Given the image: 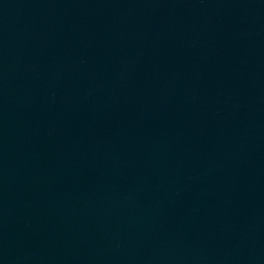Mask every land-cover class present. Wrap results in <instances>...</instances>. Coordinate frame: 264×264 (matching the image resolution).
I'll return each instance as SVG.
<instances>
[{
    "label": "water",
    "instance_id": "water-1",
    "mask_svg": "<svg viewBox=\"0 0 264 264\" xmlns=\"http://www.w3.org/2000/svg\"><path fill=\"white\" fill-rule=\"evenodd\" d=\"M0 264H264V0H0Z\"/></svg>",
    "mask_w": 264,
    "mask_h": 264
}]
</instances>
